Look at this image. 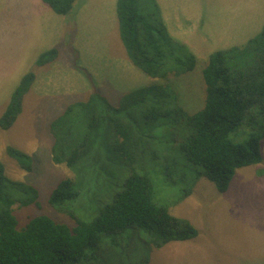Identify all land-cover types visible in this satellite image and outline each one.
Segmentation results:
<instances>
[{"label":"trees","instance_id":"1","mask_svg":"<svg viewBox=\"0 0 264 264\" xmlns=\"http://www.w3.org/2000/svg\"><path fill=\"white\" fill-rule=\"evenodd\" d=\"M43 1L68 15L76 0ZM117 15L126 52L143 73L168 81L195 69V55L177 46L155 0H118ZM202 73L205 105L194 113L161 83L129 93L119 106L94 93L51 123L52 160L73 177L58 183L49 202L73 225L39 215L19 227L13 206L37 203L39 192L10 179L0 161V264H150L146 251L197 238L189 220L156 201V190L178 187L176 206L191 196L196 175L225 193L239 169L262 163L264 27L246 45L212 53ZM34 79L30 72L21 80L2 130L17 121ZM8 153L31 171L27 154Z\"/></svg>","mask_w":264,"mask_h":264},{"label":"rangeland","instance_id":"2","mask_svg":"<svg viewBox=\"0 0 264 264\" xmlns=\"http://www.w3.org/2000/svg\"><path fill=\"white\" fill-rule=\"evenodd\" d=\"M155 1L177 46L186 48L197 59L193 71L171 74L168 81L146 75L130 60L119 40L118 0H76L71 12L65 15L63 35L55 49V54H59L57 63L34 70V83L37 81L25 94L17 121L9 130L0 128V161L7 176L34 186L39 192L37 203L13 206L19 227L39 215L74 224L49 202L58 183L73 177L66 166L53 162L51 154V123L69 105L87 101L98 93L113 106H119L123 97L135 90L169 83L185 111L194 113L204 107L203 69L212 53L240 42L233 32L240 29L242 22L232 13L239 7L246 16L249 1ZM245 16L241 17L244 21ZM19 85L20 82L14 88L6 83L0 85V119ZM9 147L31 158V171L23 169L9 155ZM261 152L262 163L239 169L225 193H220L205 177L196 175L191 196L174 206L180 189L159 186L156 201L167 203L172 215L189 220L199 235L193 240L146 251L150 264H264V141ZM78 205L75 204L77 209ZM139 243L144 251L146 245L138 240Z\"/></svg>","mask_w":264,"mask_h":264},{"label":"crops","instance_id":"3","mask_svg":"<svg viewBox=\"0 0 264 264\" xmlns=\"http://www.w3.org/2000/svg\"><path fill=\"white\" fill-rule=\"evenodd\" d=\"M248 1L246 16L239 7L233 10L232 15L242 22L240 29L233 32L235 40L240 42L228 49L246 45L264 27V0ZM244 16L246 21L241 18ZM65 17L43 0H0V85L6 83L14 88L31 71L35 73L34 70L57 63L59 54L48 65L40 66L38 61L42 55L58 48Z\"/></svg>","mask_w":264,"mask_h":264}]
</instances>
